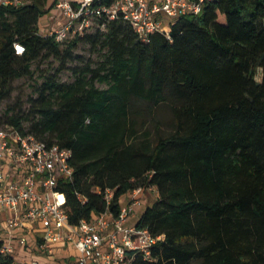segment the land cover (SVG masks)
I'll use <instances>...</instances> for the list:
<instances>
[{
  "label": "trees",
  "instance_id": "obj_1",
  "mask_svg": "<svg viewBox=\"0 0 264 264\" xmlns=\"http://www.w3.org/2000/svg\"><path fill=\"white\" fill-rule=\"evenodd\" d=\"M27 2L0 6V127L72 152L58 187L70 223L104 213L107 190L117 215L153 187L137 226L160 240L135 264H264V0H206L149 41L103 16L62 43L40 34L54 0ZM81 43L100 60L72 68ZM24 79L32 92L13 102ZM0 264H16L3 241Z\"/></svg>",
  "mask_w": 264,
  "mask_h": 264
},
{
  "label": "built area",
  "instance_id": "obj_2",
  "mask_svg": "<svg viewBox=\"0 0 264 264\" xmlns=\"http://www.w3.org/2000/svg\"><path fill=\"white\" fill-rule=\"evenodd\" d=\"M103 1L54 0L45 16L46 29L40 34L62 43L84 35L95 20L106 16L110 20L122 18L141 39L149 41L153 34L169 32L171 24L180 17L200 14L206 0H112L110 5ZM27 3V0H0V6L6 8H19ZM15 51L22 55L25 49L16 44ZM71 157L69 149L0 127V165L9 169L7 173L0 170V218L5 213L10 215L5 251L14 253L16 231L37 226L42 229V237L35 248L46 256H53L56 245L65 243L77 251L75 264H135L137 257L150 259L160 238L146 228L125 224L147 192L158 193L157 189L140 187L132 191L126 197L128 200L121 202L117 215L110 208L113 194L107 190V210L74 226L69 221L66 196L58 190L61 180L74 178ZM18 243L28 247V235L20 236Z\"/></svg>",
  "mask_w": 264,
  "mask_h": 264
},
{
  "label": "crops",
  "instance_id": "obj_3",
  "mask_svg": "<svg viewBox=\"0 0 264 264\" xmlns=\"http://www.w3.org/2000/svg\"><path fill=\"white\" fill-rule=\"evenodd\" d=\"M156 1L163 2L164 0ZM0 170L7 173L9 169L6 165H0ZM146 195L144 199L147 198ZM146 205L144 206L145 208L150 206V204L147 206ZM9 217L10 215L5 213L0 218V241L4 242V246L8 245L7 220ZM22 235H28L30 243L28 247H22L18 243V238ZM15 237L16 240H14L12 244L14 248V253L12 256L14 257L16 264H75L77 259V251L73 245H67L65 243L56 245L55 254L53 256H46L37 251L35 245L41 240L42 237V229L37 226H31L30 229L24 231H16Z\"/></svg>",
  "mask_w": 264,
  "mask_h": 264
},
{
  "label": "rangeland",
  "instance_id": "obj_4",
  "mask_svg": "<svg viewBox=\"0 0 264 264\" xmlns=\"http://www.w3.org/2000/svg\"><path fill=\"white\" fill-rule=\"evenodd\" d=\"M45 17V16H44ZM42 18L41 20V24H40V32L44 33L45 29H46V25L44 24L46 22V17ZM171 23V22H168ZM169 25H166V28ZM89 60H93V61H99L100 57L96 54V52H94V49L87 43H81L79 45V48L77 49V51L75 52V59L74 61L70 64V67H76L77 65H80L84 62H87ZM59 66V63L57 61L51 60L49 63H45V64H39L37 63L35 65V69L37 71L36 74V78L37 80H39L41 71H47L49 69H51V67L57 68ZM61 80L62 81H71L72 80V72L71 71H67L65 73L62 74L61 76ZM34 80H29V79H24L21 81H18L15 86H16V90L15 93L13 95V102L15 101H26L27 98L29 97V95L32 92V87L34 85ZM101 87H104L103 85H100ZM1 109H3V107H0V112ZM160 117L163 118V120L167 123L171 120V114L169 113L168 110H162L160 113ZM157 192L154 191H148L147 192V198L144 199L142 202V204L138 207L135 208V213L134 215L128 220V222L125 224V226L129 227V226H136L142 216V214L145 212L144 210H146V208L144 207L146 204H150V206L156 201L157 199ZM128 200V199H126ZM146 205V206H147ZM144 211V212H143Z\"/></svg>",
  "mask_w": 264,
  "mask_h": 264
}]
</instances>
